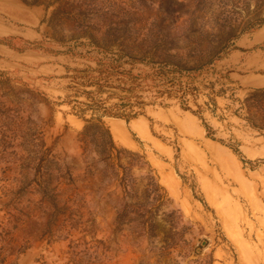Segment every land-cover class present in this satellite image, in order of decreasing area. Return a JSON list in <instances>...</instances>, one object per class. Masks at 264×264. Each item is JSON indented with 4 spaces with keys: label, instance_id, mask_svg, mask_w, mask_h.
Returning <instances> with one entry per match:
<instances>
[{
    "label": "rangeland",
    "instance_id": "1",
    "mask_svg": "<svg viewBox=\"0 0 264 264\" xmlns=\"http://www.w3.org/2000/svg\"><path fill=\"white\" fill-rule=\"evenodd\" d=\"M0 264H264V0H0Z\"/></svg>",
    "mask_w": 264,
    "mask_h": 264
},
{
    "label": "trees",
    "instance_id": "2",
    "mask_svg": "<svg viewBox=\"0 0 264 264\" xmlns=\"http://www.w3.org/2000/svg\"><path fill=\"white\" fill-rule=\"evenodd\" d=\"M197 70H186V72L180 71H170V70H165V69H160L158 71H156V73L151 74L149 79L153 84V87L155 89H157L156 94L158 96H161L163 94H180L182 98H184L187 95V88L184 86V83L182 81L183 77H189L190 74L192 73H196ZM105 75V76H103ZM117 75H121V73H117L114 70H110V69H103L102 74H100V78L102 79V81L104 80V84L105 86H111L110 84H108L109 81H105V79H108L111 76H117ZM106 77V78H105ZM139 78L142 77H131V80H133V84H136V87H130L128 89H124L121 88L119 86H115L113 88H117L120 89L121 91H125L130 95V98H134L136 100L140 99L139 96L134 94V89H138L139 88V84L136 83V80H138ZM147 78V77H145ZM145 78H142L143 80H145ZM111 88V87H110ZM123 101V99H120ZM121 106H125L124 104H121ZM136 114H133L132 116L127 115V117H135Z\"/></svg>",
    "mask_w": 264,
    "mask_h": 264
},
{
    "label": "crops",
    "instance_id": "3",
    "mask_svg": "<svg viewBox=\"0 0 264 264\" xmlns=\"http://www.w3.org/2000/svg\"><path fill=\"white\" fill-rule=\"evenodd\" d=\"M115 125H117V126L121 127V124L115 123Z\"/></svg>",
    "mask_w": 264,
    "mask_h": 264
}]
</instances>
